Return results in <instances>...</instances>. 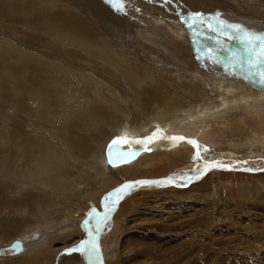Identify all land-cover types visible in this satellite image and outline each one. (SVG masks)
<instances>
[{
    "label": "bare ground",
    "instance_id": "6f19581e",
    "mask_svg": "<svg viewBox=\"0 0 264 264\" xmlns=\"http://www.w3.org/2000/svg\"><path fill=\"white\" fill-rule=\"evenodd\" d=\"M259 1L261 4L255 7L262 10L264 0H255ZM134 7L132 10L126 7V12L111 7L95 13L75 0H0V72L5 80L18 78V92L13 94L8 85L0 87L3 100L13 102L11 110L0 103V264H53L56 251L78 239L84 229L88 232L90 222L97 229V219L105 213L102 208L96 210L101 194L125 183L167 180L176 177L177 166L192 170L193 178L201 175L196 174L197 169H204L206 163L215 160H264V87L245 82L224 88L221 74L214 77L218 84L207 86L211 77L203 70L197 73L192 67L210 61V57L203 55L205 58L191 62L186 60L194 58L190 50L178 60L167 53L166 58L157 57L156 51L161 50L152 48L150 41L160 43L165 35L175 34L172 37L176 36V43L185 40L187 48L199 46L205 53L204 45L215 50L216 44L211 47L212 40L204 35L193 37L187 26L193 16L189 15L186 24L170 17L175 24L169 21L167 26L166 20L164 28L160 22L133 13L152 17L143 6L135 10ZM197 24L201 25L196 23L195 29ZM196 38L198 45L191 41ZM57 44L64 48V54L56 53L58 49L54 52ZM84 81L89 82L85 87ZM152 127H156L154 132L159 130L161 137L183 136L198 141L201 158L196 159V150L187 141L174 145L162 138L147 144L150 151H142L144 145L128 140L130 143L119 145L125 150L136 149L139 156L128 163L109 164L104 149L112 133L126 137L124 133L131 128ZM143 134L137 139L146 138ZM160 154L171 155L157 156ZM208 171L211 173L199 185L185 188L178 186L175 179L172 184L160 187H169V192L183 196L210 187L219 197L222 190H243V184L254 183L256 189L255 183L264 186V173ZM216 174H224L239 184L230 180L231 184L224 186L210 182ZM155 186L158 184L137 186L129 191L127 199L107 220L118 211L117 222L139 223L128 239L142 250L151 243L147 237L158 236V242L164 243L167 233L174 236L176 240L171 245L162 247L154 243L151 251L155 258H146L141 264L211 263L216 255L210 253L212 248L201 236L185 234L193 221L179 227L182 222H178L176 213L171 215L175 220H169L165 213L168 209L172 212L173 206L160 200L156 207L147 209L152 194L144 190L159 188ZM102 202L105 204V200ZM189 205L193 207L194 202ZM256 205L253 208L262 205L260 208L264 210L263 202ZM129 207L131 210L127 212ZM93 210L95 214L90 215ZM13 236L18 240H11ZM17 241L19 248L14 245ZM166 254L171 256L168 260L164 259Z\"/></svg>",
    "mask_w": 264,
    "mask_h": 264
},
{
    "label": "rangeland",
    "instance_id": "374dc122",
    "mask_svg": "<svg viewBox=\"0 0 264 264\" xmlns=\"http://www.w3.org/2000/svg\"><path fill=\"white\" fill-rule=\"evenodd\" d=\"M75 1L78 5H80L82 7H86L95 13H101L106 8L112 7L108 3V0H75ZM261 2L262 1H259L258 3H256L255 0H125V3L128 6L125 4V8H124L125 11L124 10L123 11L126 12V10H128L126 7L130 8L132 10V7L135 6L134 7V10H135V8L143 6L152 15V17H150L146 13H140L137 11H133V13H135L139 16L145 15L146 18H148L149 20L160 22L164 28H166L169 25L168 24L169 21L171 23H174L173 21L180 20V22H182V24H186L189 21V19H187V18H189L190 16L192 17L193 14H196V13H202L203 14V16L205 18V24H211V25L214 24L213 26H215L217 24V19H215L217 16H215V13H217V15H218V13L220 12L219 16H221V17H219V18L226 21L227 23H229V24H232V23L233 24H240L244 29H246L249 32H253L256 34H264V9L260 10L259 7H255L256 4L259 5V4H261ZM262 6H264V3L262 4ZM212 14H213V16H212ZM130 17H132V16H130ZM170 17L172 18L173 21L171 19H169ZM164 19H165V22H164ZM190 19L192 20V18H190ZM234 19H236V20H234ZM166 22H167V26L165 25ZM189 22H191V21H189ZM196 29L198 31H201V29H203L204 38H206L207 35L209 37V36H215V34H216L212 31H209L208 29H206V27L199 25V24L196 25ZM212 33H214V34H212ZM172 35H175V34H172ZM172 35L170 34L169 36L165 35V36L161 37L160 43L159 42L154 43L155 40L151 39L150 46L154 49L159 48L161 50L159 52L156 51L157 57L166 58V55L164 53H167L169 56H171L172 59L175 58L176 60H178V58L179 59L183 58V54L185 53V51H189V50L192 52L191 53L192 55H190V56L194 57V58H186V60L189 59L191 62H194L195 60H200L201 57L202 58L210 57L209 54L200 51L199 46H196V48L195 47L187 48V42L185 40L177 41V43H176V40H174L175 39L174 37H176V36L172 37ZM208 40H210V39H208ZM164 41H165V43H164ZM191 41L194 44H196L197 42H199V39H197V38L191 39ZM230 42L227 41V44H229ZM235 43H236V45H235ZM238 43H239V41L233 40V43H230L229 47L232 49H236V50L241 49V47H243V45L241 43H239V46H238ZM198 44L199 43H197V45ZM215 44H216L215 40H212V43L210 46L213 47ZM57 45L59 47L55 48L54 52L58 49L56 51V53L64 54V48L62 46H60V44H57ZM176 45H178V46H176ZM166 46H168V47H166ZM169 47H170V49H169ZM181 48H182V50H181ZM216 49H218L217 44H216L215 50ZM198 50H199V52H198ZM203 55L204 56L206 55V56L204 57ZM220 55H222V57L224 58L223 62L221 64L211 63L213 61L210 58L209 59L210 61L205 60L204 62L192 67L193 69L197 70V73H201V70H203V72H205V73L207 72V74L209 75V78L211 77V80L207 81V83H208L207 86H209V84H218V82L214 81V77L221 74L224 79L220 83L221 84L224 83V85H225L224 88L225 87L230 88L233 86L243 85L245 82H251V83L256 82L254 87H257V88L264 87V85H261L259 83V77L258 76L254 77V80H248V79L244 78L243 74L240 73L239 69H237V74H231L229 71H226L224 64L228 62L225 60V59H228V53L224 52V53H220ZM225 55H226V57H225ZM169 56H167V57H169ZM9 59H12L13 61H14V59L17 61H22V58L21 59L20 58H14V59L9 58ZM30 60H33L35 62L34 59H30ZM176 60H173V61H176ZM17 63L21 64L20 62H17ZM208 64H210V65H208ZM206 66H208L209 69H205ZM3 76H4V73L0 72V87H1V85H8L12 89L13 94L18 92L16 89V86L18 83V78L17 77H11V79L5 80L3 78ZM12 78H13V80H12ZM237 78H238V80H235ZM86 82H87V84H86ZM88 83H89L88 81H84V84H86V85L83 84V86L84 87L87 86ZM89 86H91V84H89ZM0 103H4L5 106L11 110L13 102L11 100H7V101L3 100L1 93H0ZM158 124L161 125V123H158ZM1 129H2V121H0V131H1ZM148 129H150L152 132L150 130L148 131ZM148 129H145L146 130L145 131V130H140V129H136V128H131V129H129L128 132L124 133V135H127L126 137L129 136L132 138V139L127 138V140L135 141L138 137H141L142 133H144L143 136L148 137L149 134L151 135L152 133H154L156 127H152V128H148ZM165 134H167V132H165ZM118 136H119V134L112 133L106 141L107 146L109 144H111L113 140H116ZM106 147L104 149V153L106 151ZM170 155L171 154H160L157 156L165 157V156H170ZM108 160H109V158H108ZM197 166H200V164H198ZM177 167H179V168H177L176 172H175V175L177 177L176 181L184 182V181L188 180V177H191L192 170H187V168L184 166H177ZM175 168H173L168 173H171ZM182 168H183V170H182ZM202 169L203 168H201V171H203ZM228 173H230V172H228ZM183 174H185V175H183ZM196 174H200V173H196ZM236 174L247 175L246 173H236ZM261 174L262 173L251 174V175H261ZM248 175H250V174H248ZM179 177H183V179H180ZM202 180H204V179L201 178V179L197 180L196 182L190 184L189 187L187 186L185 188H190L193 185H199ZM229 180L230 179H228L226 176H224V174H216V175H213L210 182L213 181L212 183L224 186L226 183H229L228 182ZM223 181L225 183H223ZM230 181L235 183L234 185L239 184L238 183L239 181H236V180H230ZM161 182H162V184L160 183L161 185H159V183H158V186H155V187H159L158 189H152L151 188L149 190L146 189L147 191L144 190V193H150L151 192V194H152V197H150L149 200H147V204H149L147 209H149V208L151 209L153 207H156V203L158 204V201L160 200L163 204L167 203L169 205V207L173 206L172 212L168 209V210H165V213H168L167 218L169 220L174 219L171 215L176 213V216L178 218V222H182V224L180 226L178 225L179 227L184 226V225H188V224H190V222L193 221L192 222L193 224L190 225L191 227L188 226L186 228L187 231H185V234H190V233L193 234L194 233L197 236H201L200 239L202 241H205L204 243L212 248V249L210 248L211 249L210 253H212V254L214 253L216 255H213V259H212L211 263H209V264H220L222 260H223V264H264V210L262 208H260L262 205H258L259 203L261 204V202L264 203V186L262 187V186H259L258 183H255V185L258 186V189H256V188H254V183H252L249 185L247 184L248 188L244 189V187H247V185L243 184L242 186H244V187L242 188V186H241V188L243 190H240V191L239 190H237V191H223L222 190L221 196H219V197H217V195L214 194V192H211V190H210L211 188L209 187V188H205V189H197L196 191L191 192L190 196L189 195L183 196L184 194L182 195L181 193L169 192L167 190L169 187L168 188L160 187L162 185L163 186L164 185L165 186L170 185L166 182H163V181H161ZM185 183H187V182H185ZM241 183H243V182H241ZM230 184L231 183L226 184V185H230ZM160 188L163 190L161 192H159V194H158V191H160ZM181 189H183V188H181ZM112 191L113 190L105 191L101 194L99 200H97V201L94 200L97 203L96 204L97 205L96 210H99L101 208H102L101 210L104 209L105 204L102 201L105 200V197L109 193H112ZM136 191H137V193L140 192L139 189ZM136 191L134 192L135 194H137ZM152 191H154V192H152ZM165 192H166V194H165ZM7 194H8V192H7ZM155 194L157 195V197L155 196ZM172 195H174V196H172ZM126 199L124 198V200H122L121 202L123 203ZM191 202L192 203L194 202L193 207H191L189 205V204H192ZM256 202H258V204ZM122 203H120V204H122ZM256 204L259 207L253 208V205H256ZM143 206H144V204L141 206V208H143ZM174 206H176V208H174ZM177 206H180V208H178ZM118 209H119V207H118ZM116 210H117V208L112 210L111 213L115 212ZM126 210H127V212H130L131 208L129 207ZM117 212L113 215V217L110 216L111 219L109 221L107 220L108 222H105L107 224L103 223V224L99 225L100 230L98 229V226H97L100 238H99V241L96 240V242L99 245L100 260L103 264H118V263L121 264V258H122V260L124 258V260H123L124 264H132V263L133 264L134 263L135 264H141L142 261H144L146 258L150 259V260L155 258L152 255V251H153L152 249L155 248L154 243L158 244L159 246L165 247L167 245H171L176 240L174 238V236L173 237L171 236V234H170V236H171L170 237L169 233H167V235L165 236L166 239H165L164 243L158 242V240L160 239L158 236H157V238L147 237L148 241L151 242L148 245L149 249H148V246L145 245L144 243H143V245H145L146 249L142 250L139 247L137 248L136 245H138V244H133V243H131V241L129 242L130 239H128V237H131V235L134 233V231H135L134 227L138 228L140 226V225L137 226V224H139V223H137V222L134 223L133 220L132 221L129 220L126 222L125 221L124 222L123 221L117 222V216L115 217ZM92 223L93 222H90V225H88V232L84 229L83 232L81 231V234H80L78 239L74 238L73 241L69 245L64 247V249H60V250H58V252L56 251L55 258L53 257V259H54L53 264H70V263L71 264H74V263L75 264H89L87 257L83 253L73 252L71 254H68L67 250L70 248L78 247L82 241L90 239V235H88L89 231L91 232V235L93 237H95V239H97V237H96V235H98L97 229H96V227H94V225H92ZM160 223L161 222H158L157 224H160ZM168 223H170V222H168ZM203 226H205V227H203ZM128 227H130V228L132 227L131 230L130 231L127 230V233L123 232L124 230L126 231V229ZM117 228H118V230H117ZM203 228H205V229H203ZM115 231L118 233H116ZM151 233H152V231H151ZM172 233L174 235V232H172ZM123 234H125V235H123ZM182 235H184V233ZM202 235H204V237ZM11 240L15 241L18 239H16L15 236H13V239H11ZM100 240H101V247H100ZM140 241H143V239ZM144 241L147 242V240H144ZM124 242L128 243V245H125ZM121 244H123V246ZM130 245H132V246H130ZM152 245H153V248L151 247ZM158 245H156V246H158ZM122 248H125L126 250L122 249ZM189 252L190 251L188 249V253ZM149 254H150V256H149ZM146 255H147V257H146ZM194 255L197 256V253H195ZM141 256H142V258H141ZM77 257H78L79 262L76 260ZM132 257L135 259L133 260ZM170 257L171 256L166 254L164 259L168 260ZM118 258L120 261L118 260ZM164 259H163V261H164ZM224 259H225V261H224ZM218 260H221L220 263H218L219 262ZM122 264H123V262H122Z\"/></svg>",
    "mask_w": 264,
    "mask_h": 264
},
{
    "label": "snow or ice",
    "instance_id": "6c2138e0",
    "mask_svg": "<svg viewBox=\"0 0 264 264\" xmlns=\"http://www.w3.org/2000/svg\"><path fill=\"white\" fill-rule=\"evenodd\" d=\"M108 3L116 10L123 11L125 8V0H108ZM217 24L215 26L211 24H205V18L202 13L193 14L192 21L188 23V28L192 29L193 37L204 35L203 29L201 31H196L194 25L196 23H200L204 27H206L209 31L216 33L215 36L206 37L207 39L215 40L216 44L219 46L218 49L214 50L209 48L207 45H204L205 51L210 55L213 63L221 64L223 62V57L220 53H228V62L224 64L225 70L229 71L231 74H237V69H239L240 73L243 74L245 79L254 80V77H259V83L264 85V34H256L253 32H249L244 29L241 25L238 24H229L226 21L219 18V15L216 17ZM224 39H221V38ZM239 41L243 47L241 49H231L226 41ZM199 51V50H198ZM199 58V57H198ZM167 139L173 144H177L179 142L187 141V143L191 144L195 152L196 159L201 158V146L196 140H187L186 137L183 136H169V137H161L159 130L154 132L152 135L144 138L137 139L135 141H131V143H135L138 145H144L145 150L150 151L147 148V144L153 143L159 139ZM121 143H130L126 137H118L116 140L112 141V145H118ZM207 151V149H204ZM137 152H121L117 157L118 160H121L124 163H128L131 159L135 158ZM109 164L116 166V161L113 160L111 150L109 151ZM212 167H227L219 162L206 163L203 171L197 169L196 171L200 174L210 170ZM183 179V177H179ZM177 177H169L165 181L168 184H172ZM188 179H192V177H188ZM161 183L159 181H135L125 183L119 188L115 189L112 193H109L108 196L105 197V208L106 211L104 213L103 218L97 219V225L99 229V225L103 224L107 221L108 216L111 211L115 208V205L123 198L125 194L129 191L133 190L137 186H150L152 184ZM95 211L93 210L90 215H94ZM90 239L82 241L78 247L70 248L67 250L68 254L73 252L83 253L89 264H101L100 254H99V245L96 242L95 237L89 233ZM17 248L20 247L19 244L16 245Z\"/></svg>",
    "mask_w": 264,
    "mask_h": 264
},
{
    "label": "water",
    "instance_id": "95a60500",
    "mask_svg": "<svg viewBox=\"0 0 264 264\" xmlns=\"http://www.w3.org/2000/svg\"><path fill=\"white\" fill-rule=\"evenodd\" d=\"M111 150V154H112V158H113V160L114 161H116V164H118V163H121L122 161L121 160H118L117 159V157L119 156V154L121 153V152H123V153H127V152H137V151H134V150H129V151H125V150H123L120 146H118V145H111L110 146V149L108 150V158H109V151ZM138 153V152H137ZM138 155V154H137ZM136 155V156H137ZM135 156V157H136ZM132 160V159H131ZM228 169H230V170H232V171H243L242 169H232V168H228ZM250 172H252V173H255L256 171H254V170H250ZM125 197V195L123 196V198ZM123 198L121 199V200H123ZM120 200V201H121ZM120 201L117 203V204H119L120 203ZM116 204V205H117ZM106 211V208L104 207V209H103V212H105ZM96 237H99V232H98V235H96ZM17 243H18V241L17 242H14V245L16 244L17 245ZM14 245H12V246H14Z\"/></svg>",
    "mask_w": 264,
    "mask_h": 264
}]
</instances>
